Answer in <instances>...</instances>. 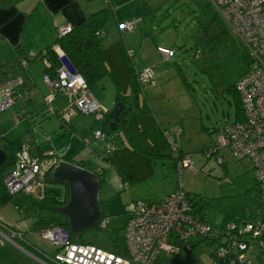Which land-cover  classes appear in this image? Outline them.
<instances>
[{"label": "rangeland", "instance_id": "374dc122", "mask_svg": "<svg viewBox=\"0 0 264 264\" xmlns=\"http://www.w3.org/2000/svg\"><path fill=\"white\" fill-rule=\"evenodd\" d=\"M207 3V0H114L112 1L114 11L122 20H126L128 16L133 15L139 18L132 32L121 33L118 28L120 24L115 26L114 18L106 28L108 31L116 32L119 40L125 38L128 48L134 54L132 62L130 61L134 66L141 68L151 61L158 62V72L160 74L161 70L162 74L159 75L160 77L156 79V82L161 83L159 84L161 89L159 91L155 90L153 93L150 92V94L148 92L149 88L145 87L144 90L147 93L148 102L156 110L158 119L163 124L161 126H164L163 128L172 126L174 130H177L176 136L172 137L170 135L175 147L180 148L183 156H189L193 161L192 170L185 168L181 172L180 179L183 183V189L190 196L201 195L207 198H215L238 195L247 191L252 186L254 169L250 160H237L234 158L228 147L220 149L223 164H219L215 159L216 157L208 158L206 155V151L215 146V138L221 127L233 123L235 119L231 97L228 95L217 96L211 88L207 75L200 71L209 60L207 55L202 53L196 55L195 40L201 35L198 23L203 19L200 7L206 6ZM102 4L105 5L103 2ZM121 34L123 38H121ZM158 47H170L175 51L170 62L160 59L162 57L157 52ZM220 55L223 61V74L230 82H236L244 76L253 62L249 50L236 36L230 39L228 46ZM224 64L225 67H223ZM177 65L187 79L188 88L181 81ZM137 68L138 71L142 70V68ZM91 93L96 101L109 99V97L113 99L114 84L109 79H103L92 86ZM55 103V107L57 106L61 110L65 106L66 109L68 108V98L61 94L57 96ZM17 104H15L16 109L13 106L0 112V132H6L3 135L7 140H14L13 138H16L14 137L15 133L17 134L21 130V125L15 124L13 121L16 116V118L20 116V109ZM51 119L54 122L56 121L55 117ZM71 119L72 122L79 123L81 127L86 128L90 126L91 122H94L93 119L95 118L94 116L76 115ZM48 121L43 124V128L39 124L36 125L35 130L38 139L42 138L39 136L41 128L43 134L52 132V124ZM62 125L63 128L67 126ZM203 126L208 131L212 129H215V131L209 134L202 128ZM63 128L59 129L58 124L57 132L52 133L53 140L43 143L46 148L52 150V145H54L56 152H65L66 149H69L70 139L73 135L68 132L67 140H62L60 135L61 132L64 133ZM167 131L170 132L169 129ZM86 135V143L92 145L97 142L88 130H86ZM75 138L73 151L79 150L80 154L77 160L84 155H90L91 150H97L96 145L93 148H85L84 145V148H82V144H79V137L75 136ZM166 147L165 151L174 156L175 153L172 152L168 141ZM91 157L98 166L107 169L103 176L98 199L102 202L103 211L110 219V223L105 230H92L88 232L87 236L95 238L102 246L116 244L118 252L123 254L127 249L124 241L126 206L134 201H140L139 197L146 194L154 195L158 198L154 197V200L162 201L164 195L174 189L179 176L175 169L162 167L161 162L155 159V164L158 163L156 172L153 176L146 178L145 172L143 174L139 173L140 166L138 167L134 158L127 165V170H135L133 172L134 177H136L134 181L131 183L116 182L112 179L113 170L104 164V160L100 159V156L95 157L94 153L91 154ZM169 162L172 164L171 161ZM165 164L167 165V162ZM45 184L44 187L48 195L57 199L64 197V185L47 181H45ZM18 198L23 199L24 202L19 203L23 205L25 211L28 206L30 213L22 215L15 211L18 208L16 204ZM143 199L146 200V198ZM11 201L0 209L1 215L9 216L13 223H16L7 226L15 228L16 231L19 228L21 232H18L24 235L28 242L30 241L39 248L50 252L52 247L40 240L39 231L54 224H59L62 216L49 209H39L38 202L34 198H28V196H16ZM208 218L211 221L212 228L216 230L218 223L214 214L209 212ZM199 239L191 237L187 240V243L193 246L192 253L181 247V258L177 255L164 256V254H161L152 264H202V261L209 264V254L214 251L216 244L203 243ZM16 242L20 243L21 241L18 239ZM14 243L5 241L0 237V264H43L38 259H34L32 254L31 256L26 254L30 250L25 243L22 242L25 246L21 243L20 247L23 251L27 250L26 252L17 248L13 245ZM247 255L253 263H261L262 255L257 247L253 246L247 252Z\"/></svg>", "mask_w": 264, "mask_h": 264}, {"label": "built area", "instance_id": "2783aa9c", "mask_svg": "<svg viewBox=\"0 0 264 264\" xmlns=\"http://www.w3.org/2000/svg\"><path fill=\"white\" fill-rule=\"evenodd\" d=\"M105 2H109L105 0ZM219 17L227 25L232 35L239 38L252 55L253 62L248 72L235 83L238 93L243 121L225 124L221 127L215 140V146L206 151L208 157H216L223 164L220 149L228 147L237 160H250L254 169V179L264 198V0H207ZM136 21L118 26L121 33L132 32ZM72 26H62L57 30V37L67 35ZM59 61L55 78L44 75L43 81L51 93L45 98L48 110L55 94L68 98V108L61 114V121L69 125L70 119L76 115L94 116L101 120L107 113L95 100L87 88L83 77L71 69L63 50L53 47ZM157 52L164 61L174 57L175 51L158 47ZM127 55L133 54L127 50ZM32 56L20 61L26 68ZM45 65L48 63L44 60ZM157 74L154 68L134 71V79L140 86H155ZM22 98L14 90L0 93V112L12 108ZM16 120V119H15ZM17 122V120H16ZM93 137L104 140V134L94 131ZM171 150L175 153L178 169V186L161 202L134 201L126 206L124 241L127 249L123 254H116L98 246L75 243L70 239L68 231L60 226H52L39 231V238L50 245L52 256L44 255L50 264H152L161 254H173L181 247L190 250L187 240L191 237L211 239L218 236L224 245L217 244L214 249L216 264L218 259L226 258L223 264H251L247 252L253 247L249 241L261 240L264 237V221H249L238 226L228 224L223 233H214L211 227L192 213L193 209L180 175L183 169H193V161L189 156L178 154L171 136L165 134ZM110 146L107 145V148ZM58 161L48 155L34 156L27 144L15 153L13 164L4 174L3 183L10 196L23 194L37 196L43 194L46 175L52 172ZM98 171V169H97ZM110 223L108 217H100L97 221L99 229L105 230ZM5 225L0 221V228ZM0 237L8 242L24 241L23 235L11 230ZM234 254V255H233ZM217 259V260H216ZM47 264L43 260L40 261Z\"/></svg>", "mask_w": 264, "mask_h": 264}, {"label": "crops", "instance_id": "0c3cea01", "mask_svg": "<svg viewBox=\"0 0 264 264\" xmlns=\"http://www.w3.org/2000/svg\"><path fill=\"white\" fill-rule=\"evenodd\" d=\"M109 1L110 3H112V1L114 0ZM102 2L105 3V5H103ZM106 6L107 3L104 0H0V93L8 90H14L15 92L22 95V98L16 102L18 103L17 106H19L18 108L20 109L19 117L21 118H18L21 120L19 121V119L16 118L17 116L13 119L15 124L17 123L21 125V130L17 134L15 133L14 137L16 138L13 139H21L22 141H24L25 144L30 147L31 153L34 156H41L44 154L48 156L51 155V157H53L57 161H65L81 168H83V164L89 162L95 167L102 168L101 166H98L96 162H94V160H92L91 154L94 153L95 157L100 156V159L104 160V164L108 166L109 169L113 170L112 179L116 182L120 181L121 183H131L134 181L136 177H134L133 172H135V170H127V165L130 164V161L134 158L136 159L135 162L137 163L138 167L140 166V168L138 169L139 173L143 174L145 172L146 178L153 176V174H155L156 172L158 163L155 164V159L156 161L161 162L162 167H172L178 173L177 159L172 156V154L170 155L165 151V149H167L165 134L174 137L177 134V130H174L172 126H167L166 128H163L164 126H161L163 124L161 121H159L156 110H154L153 106L148 102L146 98L147 93H145L144 90L145 87L149 88V94L150 92L153 93L155 90L159 91L161 89L159 84L161 83L156 82L155 80V86L153 87H140L138 84L134 85V71L138 67L134 66L133 63H131L134 54L132 50L128 48L129 46L126 44L125 38L119 40L117 38L116 32L113 33L111 32L112 30L108 31L107 28L105 32H103V44L105 46L103 55L106 66L111 73L115 83L112 82V79L110 77H106L104 79H109L114 84V98L112 99L109 97V99H102L97 102L104 110L110 111L111 109H113L116 105L114 104L116 84L120 94L123 97H126L129 102V110L127 114L128 123L126 125L125 131H123L120 127H116L114 132L105 137L104 140L96 139L93 137V133L94 131L101 129L102 121L98 120L95 117V119H93L94 122H91L90 126L86 128L81 127L79 123L72 122V119H70L69 125L63 128L61 114L65 112L66 106L62 110L57 106L55 107V102L59 94H55L54 99L50 105L54 110L53 112L55 113L53 116L45 117L43 119L36 120L35 122H32L34 120L31 121L30 119L32 113L36 112L41 107L46 106L45 98L51 93L50 89L47 87V85H45L43 81L46 65L45 62L41 58H39V54H41L45 49L55 43L57 39V30L59 27L67 25H79L95 12L106 8ZM138 18V16L133 15L131 17L128 16L126 20H122V18H120L115 12V26H117V24H123V21H125L124 23L131 21L137 22ZM108 24L106 25V27L108 26ZM120 36L121 38H123L122 34ZM167 49L172 48L169 47ZM127 50L132 52V57H129L127 55ZM27 56H32V60L28 62L26 68H23L20 65V61ZM170 60L166 62H170ZM158 66V62L151 61L150 63H148V65H145L141 68H154L157 74L156 79H159L162 71L160 70L159 74ZM138 68L141 69L140 67ZM177 71L180 76V68L178 65ZM13 108L16 109V105H14ZM16 113L18 114V112ZM53 117L56 118L55 122L51 119ZM15 119L17 120V122ZM46 121L52 124V132L47 133L48 139L47 134H43L42 132L43 124H45ZM37 124L41 125L42 127L39 133V136L42 138L39 139L37 138L38 136L36 135L37 132L35 130ZM58 124L59 129L63 128L64 130V133L61 132L60 135L62 140H67L68 132L72 133L73 135L70 139L69 149H66L65 152H56L54 145H52V151L50 150V148H46V146L43 144L46 141L53 140L52 133L57 132L56 129L58 127ZM202 128L208 133L215 131V129L208 131L204 126ZM168 129L170 132L167 131ZM86 130L92 133V137L97 141V144L95 143L91 145L86 143ZM167 132L172 134H168ZM5 133V131L0 132V135H3ZM75 136L79 137V144H82V148H84V145L85 148H93L96 145L97 150L93 149L90 151V155L86 153L87 156L84 155L79 160H77L80 154L79 150L73 151V147L75 146L76 142ZM107 145H109L110 147L107 148ZM176 148L177 152H179L180 154L182 150L178 147ZM182 155L183 154L181 153L180 156ZM169 161H171L172 164H170ZM165 162H167V165L165 164ZM106 170L107 169H104V172ZM177 186L178 180L174 189L168 191L164 195V198L168 194L175 191ZM45 187L43 190V194L37 196H28V198H34L38 202V204L43 197H47L58 203L63 202L64 197L61 199H57L53 196L48 195ZM16 196L27 197L23 194H19ZM132 197L134 196L132 195ZM154 197L156 196L146 194L144 196H140L139 199L148 202H161V200H154ZM143 198H146V200ZM22 201L23 199H16L18 208H16L15 211H18L22 215L30 213V210H28V206L25 211L23 205L19 203ZM39 209L43 208H40L39 206ZM0 221L6 225L16 224L13 223V220L9 216H3L1 215V213ZM62 222L63 217H61V220H59V224H61ZM59 224H54L53 226ZM17 229L19 232H21L19 228ZM23 240L26 241H23V243L27 245L30 252L27 250L23 251L21 249L22 247H20V245L22 242L18 243L14 241L15 243L13 245H15L17 248H20L23 252L27 251L26 254L28 256H31L32 254V257L34 259H38L39 261H41V259H44V255H49L54 251L53 248L50 252L39 248L37 245L31 243L30 241L28 242V239L25 238L24 235ZM200 242L202 241L200 240ZM25 244L23 245L25 246ZM188 245L190 247V250L188 251L189 253H192L193 246H191L189 243ZM211 254L212 252L209 254V264L212 263ZM165 255L166 254H164V256ZM167 255H177L179 258H181L180 251ZM251 262V264H255L253 263V261ZM202 264L207 263H204L202 261ZM260 264H264V255H262Z\"/></svg>", "mask_w": 264, "mask_h": 264}, {"label": "trees", "instance_id": "16d2710c", "mask_svg": "<svg viewBox=\"0 0 264 264\" xmlns=\"http://www.w3.org/2000/svg\"><path fill=\"white\" fill-rule=\"evenodd\" d=\"M200 10L201 14L203 15V19L198 23L201 35L195 40L196 55H200V53H202L207 55L209 59L206 63V66L200 71L201 73L207 75L211 84V88L217 96L228 95L231 97L235 111V119L233 123L241 122L243 121L244 117L240 99L235 88L236 82L228 81L226 76L223 74V61L220 58L221 52L224 51V49L228 46V43L233 35L227 25L223 22V20L219 17V15L209 3H207L206 6L200 7ZM113 18L115 20L114 5L109 1L106 8L95 12L81 24L72 26L71 31L67 35L61 38L57 37L55 43L52 46L48 47L41 54H39V58H41L43 61L45 60L48 63V66H45L44 75H48L50 78L56 77V72L60 65L58 58L54 53L53 47L58 46L63 50L66 60L70 64L73 72L83 77L86 86L90 91L94 84L106 77H110L112 82H114V79L112 78V75L106 66L103 55L105 48L103 44V32H105L106 25L111 22ZM223 67H225V64ZM180 76L183 84H185L188 88L189 84L187 83V79L181 70ZM135 84L137 85L136 81L134 85ZM115 89L116 94L114 104L121 103L123 105V110L119 114L116 127H120L123 131H125L126 125L128 123L127 114L129 110V102L126 97H123L120 94L116 84ZM110 111L108 110L100 120L102 121V127L100 131L104 134V137H107L114 132L109 126V123L111 122V119L109 118ZM54 114V112H50L48 110L47 106H43L36 112L32 113L30 119L31 121L34 120L32 122H35L36 120H40L45 117H51ZM212 133L213 132H210L209 134ZM23 144H25V142L21 139L10 141L5 139L3 135H0V149L6 154V162L0 168V209L6 203L10 202L14 197L10 196L6 192L3 178L7 169H9V167L14 162L15 153L22 147ZM82 167L93 172L99 183H103V176L105 174L104 169L95 167L90 162L83 164ZM51 174L52 172H49L46 175L45 181L55 183L51 179ZM58 184H62L65 187V196L62 203H58L47 197H43L39 201L40 208L55 211L63 217V222L56 226H60L68 231L70 239L75 243L94 245L116 254H122L118 252L116 244H113L112 246H102L98 240L87 236L89 231H102V229H99L97 225H95L93 228H88L79 234H72L70 232L68 218L59 210V208L66 205L69 201L68 184L66 182H61ZM186 194L192 206V213L194 216L200 221L207 223L214 233H223L226 231L228 224H234L235 226H238L249 221H264V198L261 196L259 186L255 179H253L252 186L247 191L238 195L207 198L201 195L190 196L189 193ZM98 203L101 210V217H107L103 211L104 208L102 202L98 200ZM209 212L214 214L215 220L218 223V228L216 230L212 228L211 221L208 218ZM0 230L5 234L7 231L14 229L5 225V227H1ZM200 240L204 243L216 244V246L217 244H220L221 246L226 245L225 242L221 241L218 236H214L211 239L203 238ZM261 240H264V237H262ZM248 243L257 247L262 255H264V243H260L257 240L249 241ZM53 252L49 254V256H52ZM211 257L213 260L215 259L214 251L212 252ZM226 258L218 259L216 264H223V262L227 261L228 258ZM41 260L47 264H50L49 260Z\"/></svg>", "mask_w": 264, "mask_h": 264}, {"label": "water", "instance_id": "95a60500", "mask_svg": "<svg viewBox=\"0 0 264 264\" xmlns=\"http://www.w3.org/2000/svg\"><path fill=\"white\" fill-rule=\"evenodd\" d=\"M123 110V105L117 103L109 112L110 129L114 131L118 117ZM6 162V154L0 149V168ZM51 179L55 183L66 182L69 188V201L59 208L60 212L67 216L72 234L82 233L88 228H93L101 217L98 196L101 184L95 174L89 170L58 161L54 167Z\"/></svg>", "mask_w": 264, "mask_h": 264}]
</instances>
